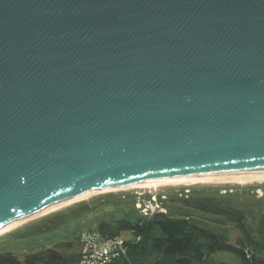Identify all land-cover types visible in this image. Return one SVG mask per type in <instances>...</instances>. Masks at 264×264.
Listing matches in <instances>:
<instances>
[{
	"label": "water",
	"instance_id": "water-1",
	"mask_svg": "<svg viewBox=\"0 0 264 264\" xmlns=\"http://www.w3.org/2000/svg\"><path fill=\"white\" fill-rule=\"evenodd\" d=\"M264 172V0H0V230L59 203Z\"/></svg>",
	"mask_w": 264,
	"mask_h": 264
},
{
	"label": "trees",
	"instance_id": "trees-1",
	"mask_svg": "<svg viewBox=\"0 0 264 264\" xmlns=\"http://www.w3.org/2000/svg\"><path fill=\"white\" fill-rule=\"evenodd\" d=\"M180 202L186 210L234 224L243 237L232 244L185 211L145 216L135 196H108L10 233L0 242V264H232L211 262L217 252L235 255L238 264H264V202L256 229L247 222L250 209L229 199L185 195Z\"/></svg>",
	"mask_w": 264,
	"mask_h": 264
},
{
	"label": "rangeland",
	"instance_id": "rangeland-1",
	"mask_svg": "<svg viewBox=\"0 0 264 264\" xmlns=\"http://www.w3.org/2000/svg\"><path fill=\"white\" fill-rule=\"evenodd\" d=\"M140 194L145 195V197H147L148 199H151L150 196L152 195H158V200L161 206L160 208L163 211L162 213L169 210L178 211V209L181 211H185L192 215V217L196 218L202 225L214 228L218 233L226 235L232 244H237L238 240L243 236L234 224L223 222L222 220L205 214L186 210L180 202V199L185 195H209L217 197L219 199H229L236 207L250 209V212L253 215L249 217L247 222L249 227H253L256 229L257 224H255L254 222L258 223L260 215L262 214V209L259 210V208H262V203L264 202V181L255 180L243 184L235 182H204L198 184H175L146 188H120L108 192L93 193L82 201L67 205L60 210L66 209L82 202L96 203L98 201H103L104 197L108 196H111L112 199L118 200L120 198H124L125 196L131 195L136 197ZM44 216L29 219L28 221L18 225L17 227L3 233L2 235H0V242L7 238L10 233L17 231L18 229H22L27 225L34 223L38 219L43 218ZM6 241L8 240L6 239ZM211 262L238 264L240 261L233 254L227 252H217L212 256Z\"/></svg>",
	"mask_w": 264,
	"mask_h": 264
},
{
	"label": "bare ground",
	"instance_id": "bare-ground-1",
	"mask_svg": "<svg viewBox=\"0 0 264 264\" xmlns=\"http://www.w3.org/2000/svg\"><path fill=\"white\" fill-rule=\"evenodd\" d=\"M264 181V172H258V173H246V174H233V175H221V176H210V175H199V176H188V177H179V178H172V179H161V180H154V181H147L143 183L136 184L134 186H131L129 188H146V187H159V186H167V185H175V184H198V183H204V182H235V183H246L251 181ZM115 189H109L104 192L112 191ZM91 194L72 199L63 203H59L56 205H53L38 214L34 215L31 218L23 219L20 221H16L15 223L11 224L10 226L0 230V235L3 233L17 227L18 225L28 221L29 219L41 217L44 215H49L50 213H55L58 211H61V208H64L67 205H70L72 203H76L79 201H82L86 197H88ZM58 210V211H57Z\"/></svg>",
	"mask_w": 264,
	"mask_h": 264
},
{
	"label": "built area",
	"instance_id": "built-area-1",
	"mask_svg": "<svg viewBox=\"0 0 264 264\" xmlns=\"http://www.w3.org/2000/svg\"><path fill=\"white\" fill-rule=\"evenodd\" d=\"M150 197L151 199H148L143 194L137 195L136 208L145 216H150L157 212H163L160 208L161 206L158 200V195H152Z\"/></svg>",
	"mask_w": 264,
	"mask_h": 264
}]
</instances>
